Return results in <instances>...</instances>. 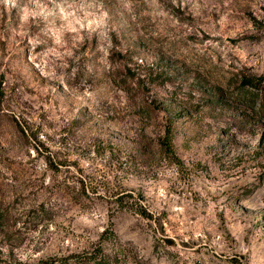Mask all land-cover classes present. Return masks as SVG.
<instances>
[{
    "label": "rangeland",
    "instance_id": "1",
    "mask_svg": "<svg viewBox=\"0 0 264 264\" xmlns=\"http://www.w3.org/2000/svg\"><path fill=\"white\" fill-rule=\"evenodd\" d=\"M0 264H264V0H0Z\"/></svg>",
    "mask_w": 264,
    "mask_h": 264
},
{
    "label": "trees",
    "instance_id": "2",
    "mask_svg": "<svg viewBox=\"0 0 264 264\" xmlns=\"http://www.w3.org/2000/svg\"><path fill=\"white\" fill-rule=\"evenodd\" d=\"M163 143L165 144L167 149H171L170 139L169 138L165 137V140H163Z\"/></svg>",
    "mask_w": 264,
    "mask_h": 264
}]
</instances>
